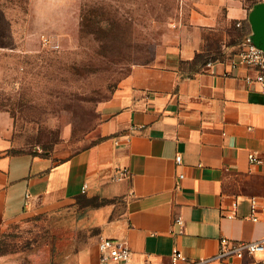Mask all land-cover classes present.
<instances>
[{"label": "crops", "instance_id": "1", "mask_svg": "<svg viewBox=\"0 0 264 264\" xmlns=\"http://www.w3.org/2000/svg\"><path fill=\"white\" fill-rule=\"evenodd\" d=\"M253 2L189 0L162 51L150 63L132 65L102 104L100 139L88 147L0 148V227L71 212L84 195L121 201L118 214L114 206L85 211L106 207L94 220L99 235L126 240L138 264L167 261L173 247L191 259L207 258L223 236L261 239L264 213L257 221L248 214L250 198L264 200V165L250 163L248 154L264 159V91L253 68L231 67L247 43ZM122 168L129 176L114 180ZM88 260L98 264L97 243L78 254V264ZM204 264L261 262L246 256Z\"/></svg>", "mask_w": 264, "mask_h": 264}, {"label": "rangeland", "instance_id": "2", "mask_svg": "<svg viewBox=\"0 0 264 264\" xmlns=\"http://www.w3.org/2000/svg\"><path fill=\"white\" fill-rule=\"evenodd\" d=\"M188 2L0 0V148L76 152L99 140L102 104L132 65L162 51ZM102 206L122 210L119 199ZM106 207L87 214L81 201L3 225L0 264H78Z\"/></svg>", "mask_w": 264, "mask_h": 264}, {"label": "built area", "instance_id": "3", "mask_svg": "<svg viewBox=\"0 0 264 264\" xmlns=\"http://www.w3.org/2000/svg\"><path fill=\"white\" fill-rule=\"evenodd\" d=\"M237 25L239 24L237 23ZM238 64L251 67L255 70L254 80L259 84L260 89L264 91V51L246 43L231 59L232 68H236ZM248 160L252 164L264 165V159L258 157L253 152L248 154ZM180 161L181 157L179 155L175 156L176 164H180ZM129 174L130 172L127 168H122L116 172L113 178L114 180H120L128 177ZM181 176L179 175V177ZM86 187V184L82 185V192ZM249 201L250 209L248 217L252 221H257L258 212L264 213V200L259 202L255 197H252ZM228 217H232V215H228ZM174 223L182 226L183 219L176 217L174 218ZM97 251L98 264H138L132 259L131 249L124 239L101 236L97 241ZM246 256L257 258L261 264H264V236L254 241L232 240L223 236L219 239L216 253L202 259H191L180 249L173 247L167 261H148L143 264H204L209 261L225 260L228 258L243 259Z\"/></svg>", "mask_w": 264, "mask_h": 264}, {"label": "water", "instance_id": "4", "mask_svg": "<svg viewBox=\"0 0 264 264\" xmlns=\"http://www.w3.org/2000/svg\"><path fill=\"white\" fill-rule=\"evenodd\" d=\"M250 32L247 43L264 51V1L252 5L247 14Z\"/></svg>", "mask_w": 264, "mask_h": 264}, {"label": "trees", "instance_id": "5", "mask_svg": "<svg viewBox=\"0 0 264 264\" xmlns=\"http://www.w3.org/2000/svg\"><path fill=\"white\" fill-rule=\"evenodd\" d=\"M254 3H256V1L255 2H253L252 4H251V6H250V8L252 7V5L254 4ZM249 32H250V28H248V32H247V34H246V41H247V35L249 34ZM201 57V55L200 54H197L196 56H195V58H194V60L196 59H198V58H200ZM11 151H13V152H19V151H21V150H11ZM42 151H44V150H42ZM81 201H83L84 202V206L85 207H99V206H102V205H104L105 203H106V199H104V198H99L98 196H92V197H86V196H79L77 199H76V203H75V205H77V204H79V202H81Z\"/></svg>", "mask_w": 264, "mask_h": 264}]
</instances>
